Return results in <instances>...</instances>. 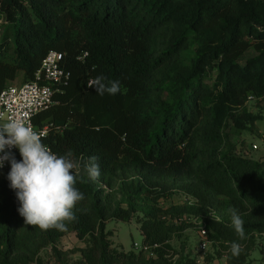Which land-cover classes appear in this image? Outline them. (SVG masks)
Masks as SVG:
<instances>
[{
  "label": "trees",
  "instance_id": "obj_1",
  "mask_svg": "<svg viewBox=\"0 0 264 264\" xmlns=\"http://www.w3.org/2000/svg\"><path fill=\"white\" fill-rule=\"evenodd\" d=\"M52 51L71 78L36 120L50 125L43 143L97 157L101 174L81 172L85 199L67 230L43 231L19 214L10 165L0 174V264H50L47 248L53 264H68L71 235L83 242L76 264H173L171 241L188 228L176 215L200 222L225 264H249L264 236V162L236 154L231 137L264 118L248 109L256 101L264 112V0H0V94L20 73L33 81ZM100 75L120 92L98 95L88 82ZM181 182L191 201L163 210ZM111 220H137L149 250L113 248Z\"/></svg>",
  "mask_w": 264,
  "mask_h": 264
},
{
  "label": "clouds",
  "instance_id": "obj_2",
  "mask_svg": "<svg viewBox=\"0 0 264 264\" xmlns=\"http://www.w3.org/2000/svg\"><path fill=\"white\" fill-rule=\"evenodd\" d=\"M98 95H116L120 92V82L107 80L100 75L88 82ZM0 120H4L0 116ZM44 133L38 132L22 118H8L0 123V168L5 162L11 168L7 175L10 187L15 190L20 207L19 214L27 225L47 231L67 230L69 223L76 221L74 209L85 199L76 186L81 172L92 181H98L100 167L97 157L76 159L71 151L57 155L42 142ZM19 150L21 160L17 161L11 149ZM231 226L240 240L245 239L244 220L238 209L228 210ZM230 252L239 257L242 247L231 242Z\"/></svg>",
  "mask_w": 264,
  "mask_h": 264
},
{
  "label": "rangeland",
  "instance_id": "obj_3",
  "mask_svg": "<svg viewBox=\"0 0 264 264\" xmlns=\"http://www.w3.org/2000/svg\"><path fill=\"white\" fill-rule=\"evenodd\" d=\"M23 74H18L16 80L10 83L11 86H21L24 84ZM248 109L251 114H261L264 117L262 108L256 101H251L248 104ZM231 140L235 146V153L239 156L246 157L259 162H264V118L256 122L253 131H244L241 135L232 136ZM186 182L177 184L176 191L173 196L168 199H162L160 201V207L163 210H169L171 208H183L191 200L186 195L185 191ZM175 222L179 223L185 221L187 227L184 231L176 235L171 241L173 251H171L169 258L173 261V264H178V260L181 256L184 259L195 260L197 264H225L226 255L222 253L219 257L217 254V248L212 244H208L206 249L202 248L204 239L201 234L202 224L196 221L194 218L187 216L176 215ZM169 220H173L171 216H168ZM108 230L114 233L112 237L113 248L123 250L125 252L135 251L140 252L144 246V236L140 230V224L137 220L131 222H122L111 220L107 224ZM138 245V248L135 247ZM83 247V242L79 241L77 237L71 235L62 240L61 250L67 258L68 264H76L81 258L79 249ZM41 257L46 262L53 264L55 258L53 257L52 250L47 248L42 251ZM249 264H264V236L260 237L257 241V246L253 249L250 256Z\"/></svg>",
  "mask_w": 264,
  "mask_h": 264
},
{
  "label": "built area",
  "instance_id": "obj_4",
  "mask_svg": "<svg viewBox=\"0 0 264 264\" xmlns=\"http://www.w3.org/2000/svg\"><path fill=\"white\" fill-rule=\"evenodd\" d=\"M87 56V54H86ZM86 56L80 58L83 60ZM71 74L64 68V56L57 51L50 52L42 63L41 70L31 82H26L21 86H9L0 94V116L4 120L8 118H22L33 127L34 130L44 133L42 142L49 135L50 125L46 122L42 126L36 124L38 116L50 110L56 102V95L68 86ZM0 120V123L4 122ZM11 151L15 154L18 149ZM10 163L5 162L4 167L0 168L3 174L9 168ZM204 239L203 249L209 244L205 228L201 229ZM138 248V245H135ZM141 250L148 251L147 247Z\"/></svg>",
  "mask_w": 264,
  "mask_h": 264
}]
</instances>
